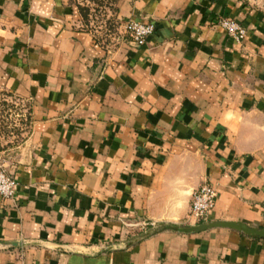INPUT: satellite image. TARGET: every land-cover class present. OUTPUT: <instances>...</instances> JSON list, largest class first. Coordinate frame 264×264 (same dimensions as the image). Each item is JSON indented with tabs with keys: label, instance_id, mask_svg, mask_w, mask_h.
Here are the masks:
<instances>
[{
	"label": "crops",
	"instance_id": "0c3cea01",
	"mask_svg": "<svg viewBox=\"0 0 264 264\" xmlns=\"http://www.w3.org/2000/svg\"><path fill=\"white\" fill-rule=\"evenodd\" d=\"M94 5L0 0V99L31 111L0 141V264H264V236L228 226L264 233V0H111L105 30ZM130 21L155 25L146 46ZM204 183L227 226L194 230Z\"/></svg>",
	"mask_w": 264,
	"mask_h": 264
},
{
	"label": "built area",
	"instance_id": "2783aa9c",
	"mask_svg": "<svg viewBox=\"0 0 264 264\" xmlns=\"http://www.w3.org/2000/svg\"><path fill=\"white\" fill-rule=\"evenodd\" d=\"M219 24L229 37L238 43H242L248 37L247 29L236 21L222 18ZM123 28L126 39L136 48L146 46L156 30L154 24L139 21H130ZM30 112L29 107L20 100L12 97L0 99V141H8L12 144L21 143L31 127ZM16 192L17 181L7 170L5 159L0 153V196L5 200H12ZM217 198V191L210 184L204 183L192 195L190 217L199 224L207 223ZM137 226L145 227V231L154 227L149 222L140 223Z\"/></svg>",
	"mask_w": 264,
	"mask_h": 264
},
{
	"label": "rangeland",
	"instance_id": "374dc122",
	"mask_svg": "<svg viewBox=\"0 0 264 264\" xmlns=\"http://www.w3.org/2000/svg\"><path fill=\"white\" fill-rule=\"evenodd\" d=\"M95 1V5L93 6V11H92V17H91V21L93 23V25L99 29L105 30L106 28L109 29L110 25L107 19V13H108V9H109V2L108 0H94ZM96 1H102L101 2V6L98 5L96 3ZM100 30V31H102ZM1 116V115H0Z\"/></svg>",
	"mask_w": 264,
	"mask_h": 264
},
{
	"label": "water",
	"instance_id": "95a60500",
	"mask_svg": "<svg viewBox=\"0 0 264 264\" xmlns=\"http://www.w3.org/2000/svg\"><path fill=\"white\" fill-rule=\"evenodd\" d=\"M217 226H227V225H218V224H213V223H205V224H202V225L194 228V230L203 231V230L211 229V228H214V227H217ZM228 226H232L234 228H237L238 230L244 231L245 233H247L249 235H252V236H256V237H263L264 236V233H261V232L255 231V230H250V229H247V228L242 227V226H236V225H234V226L233 225H228Z\"/></svg>",
	"mask_w": 264,
	"mask_h": 264
},
{
	"label": "trees",
	"instance_id": "16d2710c",
	"mask_svg": "<svg viewBox=\"0 0 264 264\" xmlns=\"http://www.w3.org/2000/svg\"><path fill=\"white\" fill-rule=\"evenodd\" d=\"M102 1H99V2L96 1V3L98 5H100ZM80 11H81V14L83 15L84 19L85 20H88L89 19V16L91 15L90 8H88V7H80Z\"/></svg>",
	"mask_w": 264,
	"mask_h": 264
}]
</instances>
